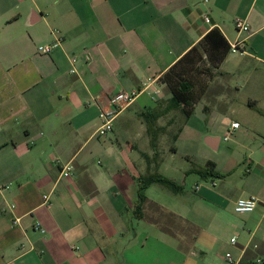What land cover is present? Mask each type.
Here are the masks:
<instances>
[{
    "label": "crops",
    "instance_id": "1",
    "mask_svg": "<svg viewBox=\"0 0 264 264\" xmlns=\"http://www.w3.org/2000/svg\"><path fill=\"white\" fill-rule=\"evenodd\" d=\"M215 28L188 57L205 67L193 114L156 122L158 172L179 188L151 184L141 216L155 154L143 115L165 108L160 78ZM122 91L139 95L101 138ZM208 162L219 176L190 173ZM247 197L254 212L236 213ZM247 251L264 260V0H0V264H239Z\"/></svg>",
    "mask_w": 264,
    "mask_h": 264
},
{
    "label": "trees",
    "instance_id": "2",
    "mask_svg": "<svg viewBox=\"0 0 264 264\" xmlns=\"http://www.w3.org/2000/svg\"><path fill=\"white\" fill-rule=\"evenodd\" d=\"M216 32H218V30L216 28L213 29L205 37L202 43L194 47L192 51L184 56L160 78V81L166 84L173 94L172 98L167 102L165 108L151 114L143 115L147 124L148 134L151 137V144L155 154L153 157L152 170L150 169V171L146 175L140 177L139 179L140 184L138 190L139 195L138 203L136 205V212L140 213L141 216H143L145 204L148 202V198L144 194V190L151 184L161 183L174 190H178L179 188L174 181L168 179L158 172L159 164L161 161V153L158 150V138L165 131V128L158 127L156 125V122L159 118L175 110L180 111L186 118H189L193 114V106L198 101L204 90V85L201 82L202 80L197 79L198 77L195 76V74L204 66L201 61V55H199L197 59L190 62L188 61V57L191 55V53L197 52L199 47H201L204 52L207 53L208 49L206 43L207 41H209L211 35L215 34ZM228 49H231L230 44L228 46ZM222 60L223 59H218L216 60V62L212 61L213 67H218ZM206 70L209 71L210 69ZM176 138L177 136H175L174 139ZM190 173H196L203 178L219 176L215 170V164L212 162H208L204 167L201 168H193ZM257 259V255H255L251 251H247L243 260L239 264H264V260L257 261Z\"/></svg>",
    "mask_w": 264,
    "mask_h": 264
},
{
    "label": "built area",
    "instance_id": "3",
    "mask_svg": "<svg viewBox=\"0 0 264 264\" xmlns=\"http://www.w3.org/2000/svg\"><path fill=\"white\" fill-rule=\"evenodd\" d=\"M204 2L208 3L209 0H204ZM205 22L208 24H211L212 22L208 15L205 16ZM235 26L239 35L242 33L249 32V25L244 19L237 18L235 20ZM60 44H61L60 39H56L55 43L39 46L38 52L40 54H45V55L50 54ZM230 48H231L230 49L231 52L233 53L242 52L244 49L243 40L238 39L236 42L230 45ZM70 72L72 74H75L76 69L74 68ZM138 95H139L138 91H132V92L122 91L114 95L110 99L111 107L106 110H102L100 114L101 125L97 133L101 138L106 137L112 131L115 119L136 100ZM238 127H239L238 123H234L232 125V128L234 129ZM64 171H65L64 176L68 177L71 175L72 167L70 165H66L64 167ZM44 198L46 201L48 200V196H45ZM256 206H257V199L255 197L240 198L235 204V212L239 214L252 213L256 209ZM40 226H41L40 223L36 224L37 228H40ZM42 232L44 233L45 231L42 230ZM236 240L237 239L234 237L232 238L231 242L235 243ZM225 258L227 261L233 263V259L230 254H227Z\"/></svg>",
    "mask_w": 264,
    "mask_h": 264
},
{
    "label": "rangeland",
    "instance_id": "4",
    "mask_svg": "<svg viewBox=\"0 0 264 264\" xmlns=\"http://www.w3.org/2000/svg\"><path fill=\"white\" fill-rule=\"evenodd\" d=\"M181 116H184V115H181ZM184 117H185V116H184ZM177 129H178V126H175L173 132L176 133V131H178ZM169 144H170V142H169ZM173 144H174V141L171 140V144H170V145H173ZM170 145H169V146H170ZM169 146H168V148H169ZM161 148H162V147H161ZM160 150H161V149H160ZM232 234H233V233H232L231 231H228V232H226V233L223 234V237H222V238L225 239V240H227V239H229V238L232 236Z\"/></svg>",
    "mask_w": 264,
    "mask_h": 264
}]
</instances>
